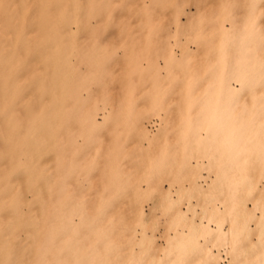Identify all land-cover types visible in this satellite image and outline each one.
Returning <instances> with one entry per match:
<instances>
[{
    "label": "bare ground",
    "instance_id": "6f19581e",
    "mask_svg": "<svg viewBox=\"0 0 264 264\" xmlns=\"http://www.w3.org/2000/svg\"><path fill=\"white\" fill-rule=\"evenodd\" d=\"M42 4L28 28L11 5L1 8L10 12L0 15V264H14L20 251L31 255L19 264H264V32L252 15L226 49L221 65L228 69L201 102L200 122L187 121L165 164L168 187L148 188L155 197L147 211L141 187L132 208L125 198L118 215L102 207L97 225L104 228L95 226L81 238L91 215L81 207L63 209L75 202L67 188L72 171L66 144L70 92L81 84L63 41L72 23L78 29L108 26L104 13L120 14L127 0ZM90 18L101 22L91 25ZM95 122L90 108L77 123L86 131ZM156 205L167 222L160 235L147 231ZM72 212L81 229L74 227ZM114 219L119 229L113 234Z\"/></svg>",
    "mask_w": 264,
    "mask_h": 264
},
{
    "label": "rangeland",
    "instance_id": "374dc122",
    "mask_svg": "<svg viewBox=\"0 0 264 264\" xmlns=\"http://www.w3.org/2000/svg\"><path fill=\"white\" fill-rule=\"evenodd\" d=\"M43 2L0 0V15L8 16L10 11L1 8L11 5L28 28ZM100 5L96 2L90 9ZM249 16L263 33L264 0H127L120 14L117 9L104 13L101 21L108 24L104 28L78 29L76 23L70 24L63 46L71 52V70L77 71L74 76L81 84L71 88L66 144L72 171L67 188L75 202L63 209L81 207L91 215L82 230L79 216L72 212L81 238L93 233L91 228L103 226L97 225L103 214L96 213L102 207L113 209V215H118L123 203L132 208L135 190L141 187L147 211L155 197L152 187H168L171 176L164 171L165 164L181 141L187 121L190 125L200 122L201 102L208 99L213 80L228 69L227 63L221 65L228 57L226 49L236 43ZM96 21L101 22L90 18L91 25ZM90 108L96 122L81 131L77 122ZM58 191L57 187L55 196L61 199ZM17 195L31 198L21 190ZM124 198L127 201L122 203ZM156 208L150 217L153 226L147 231L160 235L167 222L161 208ZM159 220L166 222L163 227ZM112 224L114 234L119 229L116 219ZM162 239L159 236L158 242ZM113 252H118L116 246ZM28 255L20 251L11 262L19 264Z\"/></svg>",
    "mask_w": 264,
    "mask_h": 264
}]
</instances>
